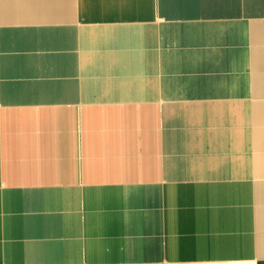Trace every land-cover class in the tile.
I'll use <instances>...</instances> for the list:
<instances>
[{
    "label": "crops",
    "instance_id": "1",
    "mask_svg": "<svg viewBox=\"0 0 264 264\" xmlns=\"http://www.w3.org/2000/svg\"><path fill=\"white\" fill-rule=\"evenodd\" d=\"M0 264H264V0H0Z\"/></svg>",
    "mask_w": 264,
    "mask_h": 264
},
{
    "label": "bare ground",
    "instance_id": "2",
    "mask_svg": "<svg viewBox=\"0 0 264 264\" xmlns=\"http://www.w3.org/2000/svg\"><path fill=\"white\" fill-rule=\"evenodd\" d=\"M58 23V22H57ZM107 37H103V40L104 41H107ZM133 41H135V39H132V40H130L129 41V43L131 44V42L133 43ZM103 42V41H102ZM104 43V42H103ZM108 43H110L109 42V39H108ZM135 43V42H134ZM111 44V43H110ZM135 46L137 47V43H135ZM129 58H134L135 60H137V57L136 56H132V55H130L127 59H129ZM137 122H139V121H135V123H137Z\"/></svg>",
    "mask_w": 264,
    "mask_h": 264
}]
</instances>
